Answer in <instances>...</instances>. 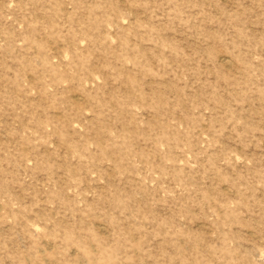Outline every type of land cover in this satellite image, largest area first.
<instances>
[{"label": "rangeland", "instance_id": "1", "mask_svg": "<svg viewBox=\"0 0 264 264\" xmlns=\"http://www.w3.org/2000/svg\"><path fill=\"white\" fill-rule=\"evenodd\" d=\"M0 264H264V0H0Z\"/></svg>", "mask_w": 264, "mask_h": 264}]
</instances>
